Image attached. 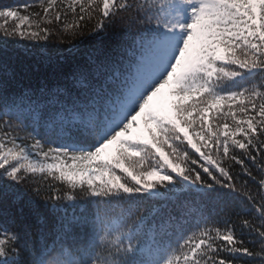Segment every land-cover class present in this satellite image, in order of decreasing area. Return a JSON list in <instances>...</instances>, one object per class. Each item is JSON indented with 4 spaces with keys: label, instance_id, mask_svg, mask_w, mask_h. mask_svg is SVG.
I'll return each mask as SVG.
<instances>
[{
    "label": "snow or ice",
    "instance_id": "6c2138e0",
    "mask_svg": "<svg viewBox=\"0 0 264 264\" xmlns=\"http://www.w3.org/2000/svg\"><path fill=\"white\" fill-rule=\"evenodd\" d=\"M0 21V264H264V0Z\"/></svg>",
    "mask_w": 264,
    "mask_h": 264
},
{
    "label": "trees",
    "instance_id": "16d2710c",
    "mask_svg": "<svg viewBox=\"0 0 264 264\" xmlns=\"http://www.w3.org/2000/svg\"><path fill=\"white\" fill-rule=\"evenodd\" d=\"M24 0H0V4H7V3H23ZM2 22V21H0ZM11 24V21L9 22ZM161 206L158 204L157 208H160ZM235 217H233L234 219Z\"/></svg>",
    "mask_w": 264,
    "mask_h": 264
}]
</instances>
